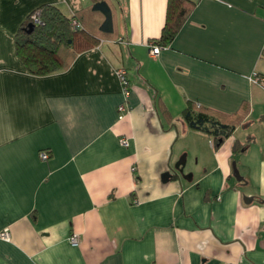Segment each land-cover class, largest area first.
Returning a JSON list of instances; mask_svg holds the SVG:
<instances>
[{
    "label": "crops",
    "instance_id": "crops-1",
    "mask_svg": "<svg viewBox=\"0 0 264 264\" xmlns=\"http://www.w3.org/2000/svg\"><path fill=\"white\" fill-rule=\"evenodd\" d=\"M190 1L152 57L168 0H108L112 32L32 76L15 52L22 22L91 2L0 0V264H264V0ZM187 102L244 115L213 147L182 120Z\"/></svg>",
    "mask_w": 264,
    "mask_h": 264
},
{
    "label": "trees",
    "instance_id": "trees-1",
    "mask_svg": "<svg viewBox=\"0 0 264 264\" xmlns=\"http://www.w3.org/2000/svg\"><path fill=\"white\" fill-rule=\"evenodd\" d=\"M90 2V6L69 17L51 5H41L26 17L15 34L14 45L16 56L28 74L45 76L67 69L77 54L98 45L99 31L112 32L108 0ZM194 6L190 0H168L161 34L153 43L160 48L169 46ZM33 16L39 24H33ZM73 20L80 26L78 29L73 28ZM28 24L34 25L30 33ZM243 115V111L232 115L214 112L192 102H187L181 113L187 127L207 135L213 147H219L232 134Z\"/></svg>",
    "mask_w": 264,
    "mask_h": 264
},
{
    "label": "built area",
    "instance_id": "built-area-1",
    "mask_svg": "<svg viewBox=\"0 0 264 264\" xmlns=\"http://www.w3.org/2000/svg\"><path fill=\"white\" fill-rule=\"evenodd\" d=\"M32 20H33V24H39V20L35 16L32 17ZM72 26L75 29H78L80 27L77 24V22L74 20L72 21ZM147 47H148V53L152 57L156 56L158 54L159 50L161 49L160 47L156 46L153 42H149L147 44ZM114 73H115V76L117 77V79L120 83L122 94L124 97V102L118 106L117 110L121 115H124V114H127V112H128V107H127L126 101H127L128 97L130 95V92H131L130 83L128 81V78H127V75H126V72L124 69L117 68ZM254 77H255V74L252 76V78H250V80L253 83H256V78H254ZM119 143L122 147H127L129 145L128 141L124 138H120ZM210 144H212V143L210 142ZM40 159L47 160L48 154L46 152H41L40 153ZM9 239H10V234L7 230L0 231V240L7 242V241H9ZM79 241H80V238H79V235L77 233L72 232L68 237V243L72 247H77L79 244Z\"/></svg>",
    "mask_w": 264,
    "mask_h": 264
},
{
    "label": "water",
    "instance_id": "water-1",
    "mask_svg": "<svg viewBox=\"0 0 264 264\" xmlns=\"http://www.w3.org/2000/svg\"><path fill=\"white\" fill-rule=\"evenodd\" d=\"M33 27H34V25L33 24H28V26H27V29H28V33H30L32 30H33ZM184 165H183V162H179L178 164H176L175 165V169L176 170H178L177 172L178 173H182V167H183ZM171 177V174L170 173H164L163 175H162V180H164V181H166L168 178H170Z\"/></svg>",
    "mask_w": 264,
    "mask_h": 264
}]
</instances>
